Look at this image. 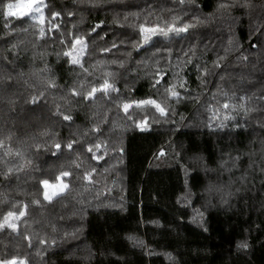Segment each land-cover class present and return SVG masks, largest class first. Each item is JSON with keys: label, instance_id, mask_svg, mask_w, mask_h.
<instances>
[{"label": "trees", "instance_id": "16d2710c", "mask_svg": "<svg viewBox=\"0 0 264 264\" xmlns=\"http://www.w3.org/2000/svg\"><path fill=\"white\" fill-rule=\"evenodd\" d=\"M8 3L0 0V218L28 208L19 235L0 230V259L264 264V0H45L43 38L27 17L5 27ZM51 12L60 13L59 30L47 32ZM173 22L191 27L137 47L141 25ZM74 36L88 42L83 68L63 56ZM105 79L118 91L84 99ZM147 98L167 118L151 106L123 111ZM70 140L74 151L52 155ZM96 143L99 161L87 152ZM61 170L72 171L69 188L43 201L39 181Z\"/></svg>", "mask_w": 264, "mask_h": 264}, {"label": "snow or ice", "instance_id": "6c2138e0", "mask_svg": "<svg viewBox=\"0 0 264 264\" xmlns=\"http://www.w3.org/2000/svg\"><path fill=\"white\" fill-rule=\"evenodd\" d=\"M181 3L184 2V0H180ZM229 5L227 4H221L220 8H226ZM245 7H251L249 4H245ZM48 8V5L45 3V0H15V3H8L6 5V10L3 12V16L5 17L6 23L5 27H8L7 20L10 18L15 17L16 19H23L25 17L31 19L35 24L40 25L39 33L40 37L43 38L46 35L45 30V24L48 21V18L45 15V9ZM70 15V14H69ZM60 16L59 12H51V21L47 23V32H51L53 30H59V25L55 22L56 18ZM175 19V18H174ZM100 24H97L95 28L91 30V33H95L96 29L100 28ZM191 27V25H184L183 27L176 26L175 22L172 24H168L165 27H160L159 25L154 27H146L144 25H141L139 28V32L142 38V43H140L137 47H143L146 44H149V42L152 41L154 36H163V37H169L171 33H175L179 35L180 33L187 32L188 28ZM91 33H88V36H91ZM97 35H99L97 33ZM100 39H104V37H100ZM61 44H65L64 40H61ZM67 47V45L65 44ZM112 47H116V44L114 43ZM88 49V42L87 39L84 36H74L73 40L71 41V47L63 52V56L68 58V61L70 65L79 66L81 68L84 67L82 63V59L84 55L86 54V51ZM103 52L110 51L109 48L102 49ZM187 55V54H185ZM246 59V57H244ZM190 62V61H189ZM122 66V65H121ZM214 67L219 68L221 67L219 60L217 62H214ZM199 70V69H198ZM158 75L159 72L157 73ZM204 74H207V69H204ZM106 76H111V73H106ZM163 79V75H160V79L156 81L157 84L161 82ZM186 82H181L179 86L183 88L185 86ZM50 87H55V84L52 81L48 82ZM112 91H118L115 89L114 85L109 82L108 79H105L102 84L97 86H92L91 90L87 93V95L84 97V99H90L94 98L97 93H102L103 95L107 96ZM166 91L169 94L170 99H175L179 101L181 99L180 93L176 90V85H170ZM72 95H79L75 90L72 91ZM226 95V94H225ZM40 96H43V93H40ZM31 103L33 105L38 103L37 96L31 97ZM135 105L136 108H147L148 106H151V108L155 109L156 112L159 113L161 117L167 118L168 110L162 106L161 103H159L157 100L152 98L142 99L139 101H133L131 103H124L123 104V111L128 114L129 109ZM230 105L228 103L223 104V108L225 110L229 109ZM233 110H235V105L231 106ZM241 108H244L243 105L240 106ZM245 113L249 111V109L244 108ZM59 113V110H57ZM129 118H131L129 116ZM215 116L213 117V119ZM63 119L65 121H71L72 117L70 115H64ZM229 119H232V117L225 116L224 121H227ZM224 121H221L220 127H224ZM136 127L139 128L141 131L148 130V122L147 119H145L142 122H139L136 124ZM208 127L210 129L214 128L213 123L210 121L208 124ZM98 131V129H97ZM74 143L75 141H69L66 145H63L59 142L54 144V147L56 149L55 152L52 153L53 156H56L57 153H63L64 149L66 148L69 152L74 151ZM3 146V142L0 141V147ZM93 148L96 149V151H93ZM101 149V144L96 143L94 146L89 145L87 147V152L91 153L90 159L99 161L102 160L103 157L97 155V152ZM10 154V150L9 153ZM164 153L161 152V155ZM19 155V153H17ZM73 165H75L76 168L80 167V164L78 160H74L71 162ZM11 169H9V174L11 173ZM95 171V169H93ZM72 176L71 170H61L59 175L55 177V180L50 179H42L39 181L41 187H42V196L43 201L52 202L53 199L57 196H60L61 194L65 193L66 190L69 188V184L65 183V178H69ZM92 176V172H85L83 175V179L86 181H90V178ZM34 204L39 205L41 201L39 199H36L33 201ZM27 208L28 205H24L23 210L17 211H8L2 218H0V230H11V232L16 233L17 235L20 234L19 232V223L26 217L27 215ZM25 240L29 241V247H31V238L27 235L24 236ZM39 243L41 245H45L47 243L46 240L40 239ZM238 248H247V244H241L238 245ZM0 264H28V261L26 258L22 259L18 256H13L11 258H3L0 259Z\"/></svg>", "mask_w": 264, "mask_h": 264}]
</instances>
